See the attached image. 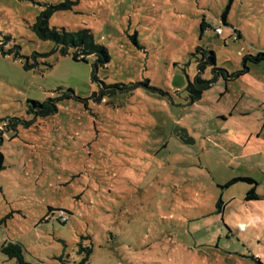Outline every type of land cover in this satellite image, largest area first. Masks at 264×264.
I'll list each match as a JSON object with an SVG mask.
<instances>
[{"label": "rangeland", "instance_id": "1", "mask_svg": "<svg viewBox=\"0 0 264 264\" xmlns=\"http://www.w3.org/2000/svg\"><path fill=\"white\" fill-rule=\"evenodd\" d=\"M49 9L110 61L40 39ZM259 52L264 0H0V264H264Z\"/></svg>", "mask_w": 264, "mask_h": 264}, {"label": "trees", "instance_id": "2", "mask_svg": "<svg viewBox=\"0 0 264 264\" xmlns=\"http://www.w3.org/2000/svg\"><path fill=\"white\" fill-rule=\"evenodd\" d=\"M67 8L66 5H60L58 8ZM53 10L49 9L47 11L42 12L36 19L35 23L32 26V29L37 34V36L42 40H50L53 41L57 46L62 47V53L68 54V51L70 48H74L75 52L73 53L74 60H81V61H88V58L80 57L81 52L82 55H94L96 58L94 63V68L97 69L100 64L108 63L111 59L109 51L106 46L99 44L96 42L94 35L89 28H84L80 31H67L66 29H58L57 27H50L49 25V19L50 15L52 14ZM223 22L225 25L228 24L226 15L223 16ZM221 27V26H219ZM213 27L211 24H209L205 19L201 22V30L206 31L208 29H212ZM218 27L214 28V31L218 36H220V33H217L216 29ZM223 29V27H222ZM235 33L237 35L234 37V40H238L241 37L240 31L238 29H234ZM233 30V31H234ZM211 61L215 62L216 55L215 52H211L210 54ZM249 60L252 62L260 63L264 61V52H259L255 56L248 55ZM218 71H224L223 69H218ZM212 84V81L209 80H203L200 78H196L194 82H190V84L187 87V91L191 94V98H201L203 95V91L207 88H209ZM35 104L37 102H34ZM4 124V123H3ZM1 125L0 124V172H2L5 169V155L1 150V145L4 140V131L6 124ZM243 180H246L249 183H252L253 181L249 178H243ZM235 182V180H232L229 182V185H232ZM256 197L255 189H252L249 192V195L247 196V199H253ZM50 211H53L52 208H50ZM63 216V215H61ZM59 220H63V222L66 221V219H63V217H60ZM84 247L81 246V252H84ZM1 251L7 255L10 259H15V264H30L27 262L24 258V253L22 246L19 243L10 242L5 244ZM92 253L91 248L86 249V254L84 255V258L78 262L77 264H88L90 256ZM61 264H64L63 262Z\"/></svg>", "mask_w": 264, "mask_h": 264}, {"label": "water", "instance_id": "3", "mask_svg": "<svg viewBox=\"0 0 264 264\" xmlns=\"http://www.w3.org/2000/svg\"><path fill=\"white\" fill-rule=\"evenodd\" d=\"M176 136H179L183 141L189 143L191 141V138H189L188 133L183 130L182 128L176 129Z\"/></svg>", "mask_w": 264, "mask_h": 264}, {"label": "built area", "instance_id": "4", "mask_svg": "<svg viewBox=\"0 0 264 264\" xmlns=\"http://www.w3.org/2000/svg\"><path fill=\"white\" fill-rule=\"evenodd\" d=\"M216 30L219 31L220 34H221L222 31H223L222 27H218ZM62 212H63V211H62ZM61 215H63V214H61ZM61 217H63V216H61ZM63 219H64V218H63Z\"/></svg>", "mask_w": 264, "mask_h": 264}, {"label": "flooded vegetation", "instance_id": "5", "mask_svg": "<svg viewBox=\"0 0 264 264\" xmlns=\"http://www.w3.org/2000/svg\"><path fill=\"white\" fill-rule=\"evenodd\" d=\"M179 140L183 141L179 136H176Z\"/></svg>", "mask_w": 264, "mask_h": 264}]
</instances>
